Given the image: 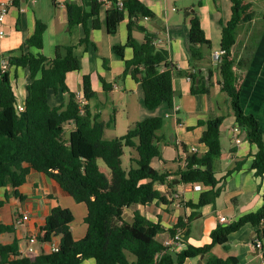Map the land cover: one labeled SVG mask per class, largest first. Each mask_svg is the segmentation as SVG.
Wrapping results in <instances>:
<instances>
[{
	"label": "trees",
	"instance_id": "obj_1",
	"mask_svg": "<svg viewBox=\"0 0 264 264\" xmlns=\"http://www.w3.org/2000/svg\"><path fill=\"white\" fill-rule=\"evenodd\" d=\"M118 1L80 0L79 4H67L68 30L82 26L85 38L80 43L87 45V24L93 29L100 27L98 16L103 4H110L105 12V29L110 35L116 33L124 13H127L126 41L115 46L113 51L123 59L124 50H132V59L124 62L125 70L120 79L130 73L142 89L143 105L147 110H154L163 103L172 109L174 77H189L192 95L209 96L214 86L213 77L217 74L220 92L226 95L235 124L247 141L257 147L250 170L255 176L264 175L263 133L255 116L245 113L241 107L245 64L237 63L236 71L232 70L233 31L238 24L253 19V5L245 0H230V18L221 27L219 47L222 54L216 66L181 72L170 61L168 51L158 47L155 37L140 24L145 17L152 19L154 14L139 0H121V8ZM185 17L192 59L201 61L204 59L202 48L210 50V41L205 37L195 12L187 11ZM45 29L46 25L37 20L33 34L25 43L27 51L23 52L21 47L6 57L8 65L25 67L29 72L22 112L16 110L8 71L0 69V208L11 197L21 201L18 187L25 183L30 172L40 173L53 180L76 203L86 206V233L82 239L74 241L70 228L73 221L71 211L56 206L47 216L45 228L38 234L37 241L51 243L58 237L59 250L43 251L30 258L20 251V239L15 236L14 225L0 224V235H9L11 239L7 244L0 243V264H84L86 260H93L94 264H153L154 257L164 250L159 235L165 230L159 222L149 221L139 211H133L128 221L124 217V209L145 206L153 201L164 202L157 185L172 189L177 184H200L202 190L198 203L189 206L198 208L214 203L223 189L213 165L222 154L220 126L224 117L209 111L205 120L197 122V126L203 128L199 142L207 148L204 154L188 155L183 168L179 160H175L173 163H178L175 169H156L151 163L153 159L161 158L159 144L162 139L158 132L163 118H146L120 137L105 138V131L116 125L115 115L101 121L99 116L88 112L86 105L80 112L77 95L65 83L67 73L80 69L75 47L56 46L54 57L46 58L41 53ZM133 31L140 32L143 40L137 41L132 36ZM100 82L103 91L108 92L111 86L103 79ZM48 91L63 93L64 102L51 106L47 101ZM81 94L86 101L96 98L90 75L81 78ZM66 125L73 126L72 131H67ZM125 148L137 153V158L131 160L135 166L130 164L127 169L122 166ZM183 152L188 153L185 146ZM99 160L106 166L108 174L99 167ZM240 164L235 163L227 174L237 170ZM168 177L172 179L167 180ZM263 221L264 189L261 207L229 224L217 225L210 234L211 244L203 247L189 245L183 231V248L173 255L164 252L158 264H184L188 259L205 255L214 245L226 248L229 235L247 224L253 227L255 239L263 242ZM178 228H183L180 221L167 233L172 236ZM262 257L264 259V252ZM238 263L235 257H210L205 264Z\"/></svg>",
	"mask_w": 264,
	"mask_h": 264
},
{
	"label": "crops",
	"instance_id": "obj_2",
	"mask_svg": "<svg viewBox=\"0 0 264 264\" xmlns=\"http://www.w3.org/2000/svg\"><path fill=\"white\" fill-rule=\"evenodd\" d=\"M139 1L154 14L152 19L142 20L140 24L155 37L158 47L168 51L169 59L177 70L181 72L191 71L193 68L205 70L212 66L213 53L220 51L221 27L230 18V0ZM245 1L253 5L255 15L253 19L238 24L233 31L232 70L236 71L237 63L245 64L241 107L245 113L255 116L264 136V0ZM79 2L80 0H15L4 19L5 36L0 39V62L2 57H7L10 52L21 47L24 48L23 52H26L25 43L33 34L35 22L37 20L43 22L46 29L41 53L46 58L54 57L56 46L75 47L74 53L79 59L80 69L66 74L65 83L68 89L82 97L81 78L90 75L96 98L94 103L85 100L88 112L99 116L101 121H107L111 115H115L116 125L109 130L112 132L109 139L124 135L135 123L149 117H162L170 121L169 140L175 152L169 159L160 158L162 164L159 169L161 170H172L178 166V163L173 162L183 156L184 146L188 155L204 154L207 148L199 142L203 128L198 127L197 122L205 120L209 111L223 116L220 126L222 154L213 165L216 178L219 180V185H223V189L214 203L193 208L189 204L196 205L201 192L194 191L191 185L173 183L176 186L172 189L161 185L156 186L164 202L153 201L145 206L137 205L124 209V217L126 218L127 214L128 221L131 220L133 211H139L149 221L159 222L165 230L159 235L162 243L170 236L167 230L180 221L186 234V243L194 247L211 244L210 234L219 225L218 214L225 216L226 224H229L243 215L256 212L262 205L264 189V175L255 176L250 170L253 157L257 153L256 145L249 143L241 130L239 131L240 143H233L231 128L235 125L234 116L230 111L226 115L221 114L219 104H211L213 95L221 93L218 75L215 74L213 77L214 86L209 96L192 95L187 76L178 75L172 81L175 93L173 105L178 109L173 111L166 103H163L154 110H147L143 105L142 89L130 73L120 79V75L125 70L124 62L132 59V50L126 48L123 59L117 57L113 51L115 46L123 45L126 41L127 13H124L116 33L110 35L105 29V12L110 4H103L98 16L100 27L93 29L89 23L87 24L89 43L85 45L80 43V40L85 38L82 26L72 31L67 28L66 5L79 4ZM187 11L197 14L205 37L210 41V50L202 48L204 59L201 61L192 59L188 41V20L185 17ZM132 36L139 42L143 40V35L138 31H133ZM32 52L36 51L32 50ZM7 71L16 105L23 106L26 99V86L29 83L28 69L8 65ZM101 79L111 86L108 92L103 91ZM64 100V94L61 92H47V101L51 106L60 105ZM224 103L228 106L226 100ZM119 123L124 124V133H116ZM177 124L181 126L178 127ZM66 128L67 131H72L73 126L69 125ZM158 136L162 139L159 147L166 145L164 135L158 132ZM191 149L195 152L192 153ZM129 150L127 167L123 166L122 157V166L125 169L130 164L135 166L131 160L137 158L135 150ZM124 154L125 152L123 156ZM238 162L241 163L239 168L227 174V171L234 168L235 163ZM99 167L101 168L100 165ZM105 172L108 174V171ZM171 179L168 177L167 180ZM17 191L22 196V200L11 197L2 205L0 224L14 225L15 236L20 239L19 247L24 256L28 248L33 250L31 256L35 257L43 251L49 252L51 243L58 244V237L53 238L51 243L37 241L38 234L45 228L47 216L56 206L71 211L73 221L70 228L74 241L84 237L87 227L84 222L87 214L86 206L83 203H76L53 180L43 174L30 172L25 183L19 186ZM24 214L28 215V219L15 226V221ZM262 228L264 229V221ZM30 236L35 237V243L28 242ZM10 240L9 235H0V243L7 244ZM254 241L255 231L251 225L247 224L229 235L226 248L214 245L205 255L188 259L184 264H205L210 257L221 259L235 257L239 261L238 264H264L262 254L253 245ZM262 244L264 245V240ZM84 264H94V261L86 260Z\"/></svg>",
	"mask_w": 264,
	"mask_h": 264
},
{
	"label": "built area",
	"instance_id": "obj_3",
	"mask_svg": "<svg viewBox=\"0 0 264 264\" xmlns=\"http://www.w3.org/2000/svg\"><path fill=\"white\" fill-rule=\"evenodd\" d=\"M15 0H0V39L3 38L5 36V32H4V19L5 16L8 14L9 9L13 6ZM118 7L121 8L122 7V3L120 1H118ZM148 17H145L144 20H147ZM222 52L221 51H217L215 53H213L212 58H211V62H212V66H216L219 63V59L221 56ZM0 69L2 71L7 70L8 67V60L7 58L4 56L1 59L0 62ZM187 80H189V77H187ZM77 102L79 105V109L80 112H83V106L85 105V100L82 97L77 96ZM178 108L177 106L173 105L172 110L176 111ZM16 110L18 112H22L24 110V107L22 105H17L16 106ZM178 127H180V124H177ZM239 131L240 128L235 124L232 128H231V140L233 141V143L235 144H239L240 143V138H239ZM192 153L195 152L194 149H191ZM188 156V153L183 152V156L179 159V165L181 166V168H183L187 163H186V158ZM192 189L194 191H200L202 190V187L200 184H192L191 185ZM28 219V215L24 214L22 215L20 218H18L15 221V226L16 225H20L22 222L26 221ZM218 219V223L219 224H226L227 223V218L225 216H223L222 214H218L217 216ZM183 228H178L174 235L169 236L168 239L166 241H164L162 243V246L164 248L163 252L160 254H157L154 259H153V264H158L161 255L166 252L167 254H175L176 252L180 251L183 248V237H182V233H183ZM29 243H35V237L30 236L28 239ZM254 247L261 253L263 254L264 252V245L262 244V242L259 239H255V241L253 242ZM59 250L58 244H54L51 243L50 244V252H57ZM33 250L28 248L27 249V253L26 256L33 258L31 256Z\"/></svg>",
	"mask_w": 264,
	"mask_h": 264
},
{
	"label": "rangeland",
	"instance_id": "obj_4",
	"mask_svg": "<svg viewBox=\"0 0 264 264\" xmlns=\"http://www.w3.org/2000/svg\"><path fill=\"white\" fill-rule=\"evenodd\" d=\"M181 11H182L181 8H179V12H181ZM226 99L227 98H226V95L224 93H219L218 95H213V97L211 98V104L212 105H215L216 103H218L219 106H220V108H221L220 113L223 114V115H226V113L228 111H230L229 105L227 106L224 103V101ZM90 101L92 103L95 102L94 99H92ZM49 103H51L50 100H49ZM227 108H228V110H227ZM230 113H231V111H230ZM163 122H164V125H163L162 129L159 131V134L164 135L165 140L167 141V144L160 146L159 147V151L161 153V157L169 159L170 157L173 156V154L175 152V149H174L173 145L170 143V140H169V137L171 135L170 134L171 133V124H170V121L167 120V118H163ZM67 126L68 125H66V127ZM124 127H125L124 124L123 125H120V123H119L116 133H118V134L119 133H124V131H125V128ZM110 133H112V132L109 131V130H106L105 133H104V137L107 138V139H109L110 138ZM124 152H125V154L123 156V166L124 167H127L126 165L128 163V158H129V152H130V150L128 148H125ZM132 153L135 154L133 151H132ZM135 156H136V154H135ZM98 164L101 166L102 169H104L105 171H107L106 166L104 165V163L101 160L98 161ZM161 164H162L161 163V160H159V159H153V161L151 163V165L154 168H156V169L161 168ZM126 218L128 219V215L127 214H126Z\"/></svg>",
	"mask_w": 264,
	"mask_h": 264
},
{
	"label": "water",
	"instance_id": "obj_5",
	"mask_svg": "<svg viewBox=\"0 0 264 264\" xmlns=\"http://www.w3.org/2000/svg\"><path fill=\"white\" fill-rule=\"evenodd\" d=\"M174 184H177V182H174Z\"/></svg>",
	"mask_w": 264,
	"mask_h": 264
}]
</instances>
